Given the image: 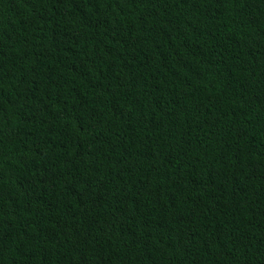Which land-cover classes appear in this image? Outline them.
Returning <instances> with one entry per match:
<instances>
[{"label":"trees","instance_id":"16d2710c","mask_svg":"<svg viewBox=\"0 0 264 264\" xmlns=\"http://www.w3.org/2000/svg\"><path fill=\"white\" fill-rule=\"evenodd\" d=\"M0 264H264V0H0Z\"/></svg>","mask_w":264,"mask_h":264}]
</instances>
